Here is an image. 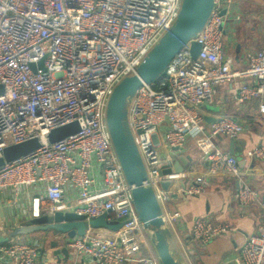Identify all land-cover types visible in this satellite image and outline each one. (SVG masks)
Masks as SVG:
<instances>
[{"label":"built area","instance_id":"1","mask_svg":"<svg viewBox=\"0 0 264 264\" xmlns=\"http://www.w3.org/2000/svg\"><path fill=\"white\" fill-rule=\"evenodd\" d=\"M182 0H0V157L3 149L37 138L39 146L0 165V192L29 195V218L62 210L85 220L105 214L120 223L116 230L65 237L83 264H160L143 222L132 203L130 186L114 152L106 126V104L115 85L136 67L173 25ZM235 0H214L212 11L194 40L173 56L151 83H143L128 104L127 119L148 181L173 231L181 228L178 212H168L170 195H197L212 175L226 170L239 174L235 156L214 143L218 136L235 138L244 126L229 116L208 123L202 107L212 102L219 84L243 80L239 102L264 96V48L247 54V65L233 69L224 54L223 38L240 13ZM223 10V12H222ZM231 14V15H230ZM264 113V100L259 102ZM77 121L78 130L50 143V130ZM161 131V136L159 132ZM185 151L194 139L205 173L180 186L171 163L160 166L157 146ZM263 158V147L247 152ZM168 164V165H167ZM163 170H166L163 173ZM172 179L163 189L160 182ZM68 194L73 197L68 198ZM264 191L239 186L235 197L246 207ZM232 226L210 217L192 220L189 235L205 245L227 234ZM39 240L0 244V264H43ZM232 264H264V222L246 238Z\"/></svg>","mask_w":264,"mask_h":264},{"label":"crops","instance_id":"2","mask_svg":"<svg viewBox=\"0 0 264 264\" xmlns=\"http://www.w3.org/2000/svg\"><path fill=\"white\" fill-rule=\"evenodd\" d=\"M240 5V18L234 27H228L223 38L224 54L231 58L233 69H242L247 65V54L264 48V0H237ZM236 27V28H235ZM247 80L248 84L254 82L252 78H232L217 88L212 102L208 108L202 107L205 121L213 118L229 116L239 121L244 130L238 136L230 139L218 136L213 141L223 151L231 153L238 161L239 174L223 170L212 175L210 182L197 195H170L166 201V211L178 212L180 225L174 235L181 250L183 249L186 264H228L233 255L238 253L252 233L257 232L258 226L264 222V212L258 196L246 207H241L235 197L237 188L245 183L259 192L264 191V157H249L247 152L256 147L264 149V113L259 111V102L264 96L254 98L248 102H239L236 98V89L239 84ZM161 136V131L159 132ZM162 145L166 154V163L173 162L179 154ZM190 158V162L179 174H175L180 186L187 187L195 176L205 173L206 162L200 159V152L194 141L190 139L185 144V151L180 152ZM168 165V164H167ZM172 171V170H171ZM173 172V171H172ZM68 194V198H72ZM29 195L25 191L12 194L9 190L0 192V231H7L26 223L30 218ZM196 217H210L214 222H224L232 226V230L221 235L205 245H196L189 235L192 220ZM107 228H89L93 233H104ZM3 233V232H1ZM24 239L39 240L42 243L41 253L45 260L43 264H83L79 256L71 248H67V255L53 254L61 248L63 241L51 232H34L21 235L11 242ZM195 244V245H194ZM189 248L195 250L193 256ZM199 248H202L198 252ZM189 255V257H188ZM137 264V263H130ZM232 264V263H231Z\"/></svg>","mask_w":264,"mask_h":264},{"label":"water","instance_id":"3","mask_svg":"<svg viewBox=\"0 0 264 264\" xmlns=\"http://www.w3.org/2000/svg\"><path fill=\"white\" fill-rule=\"evenodd\" d=\"M213 5L214 0H182L173 25L151 47L136 67L135 73L123 77L115 85L106 104L105 120L114 152L124 178L130 186L135 211L143 222L160 264H186V261L148 181L145 166L128 125V104L136 90L143 83L153 82L186 42L190 41L191 57H196L200 43L194 38L204 27ZM78 128L77 121H72L50 130L47 139L50 143L58 141L75 133ZM39 144L37 138H32L5 147L3 156L0 157V165L32 151ZM189 162L190 158L180 153L173 159L171 170L179 174ZM165 172L166 170H163V173ZM171 182L172 179H165L160 182V185L166 189ZM119 226V222L106 221L105 214L87 221L83 215L58 210L30 218L26 223L0 233V244L17 236L40 231L51 232L58 237V241H63L65 237L83 235L88 228L104 227L116 230ZM57 243V241L51 243L55 247L53 254L58 256L62 253L66 256L67 248L65 246L57 248Z\"/></svg>","mask_w":264,"mask_h":264},{"label":"rangeland","instance_id":"4","mask_svg":"<svg viewBox=\"0 0 264 264\" xmlns=\"http://www.w3.org/2000/svg\"><path fill=\"white\" fill-rule=\"evenodd\" d=\"M235 5H234V7L232 6L231 7V11L232 12H238V11H240V5H239V2L237 1V0H235ZM231 15V14H230ZM236 26V25H235ZM236 28V27H235ZM210 105H208V104H206L205 105V107L206 108H208ZM157 151H158V156H159V159H160V166H162V165H164V164H166V154H165V150H164V147L162 146V145H159V146H157ZM180 154V153H179ZM181 154H183V153H181ZM164 204L166 205V202H164ZM166 207V206H165ZM1 232H4V230L3 231H0V233ZM19 236H17V237H15V238H13L12 240H10V241H13V240H15L16 238H18ZM8 244V243H7ZM195 245V244H194ZM196 245H198L197 243H196ZM202 250V248H199V250H198V252H200ZM188 251H190V253L193 255V256H195L194 254H196V252H195V250H193L192 248H189V246H188ZM182 252H183V249H182ZM188 257H189V255H188Z\"/></svg>","mask_w":264,"mask_h":264},{"label":"trees","instance_id":"5","mask_svg":"<svg viewBox=\"0 0 264 264\" xmlns=\"http://www.w3.org/2000/svg\"><path fill=\"white\" fill-rule=\"evenodd\" d=\"M10 241H8V242H5V243H3V244H7V243H9Z\"/></svg>","mask_w":264,"mask_h":264}]
</instances>
